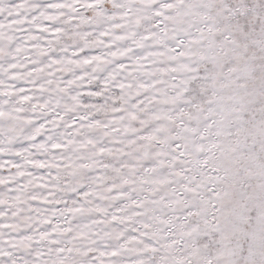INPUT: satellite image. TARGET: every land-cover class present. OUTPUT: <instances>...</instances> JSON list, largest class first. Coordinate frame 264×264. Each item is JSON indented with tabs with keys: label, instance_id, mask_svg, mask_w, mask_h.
Segmentation results:
<instances>
[{
	"label": "snow or ice",
	"instance_id": "obj_1",
	"mask_svg": "<svg viewBox=\"0 0 264 264\" xmlns=\"http://www.w3.org/2000/svg\"><path fill=\"white\" fill-rule=\"evenodd\" d=\"M0 264H264V0H0Z\"/></svg>",
	"mask_w": 264,
	"mask_h": 264
}]
</instances>
